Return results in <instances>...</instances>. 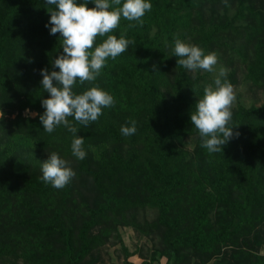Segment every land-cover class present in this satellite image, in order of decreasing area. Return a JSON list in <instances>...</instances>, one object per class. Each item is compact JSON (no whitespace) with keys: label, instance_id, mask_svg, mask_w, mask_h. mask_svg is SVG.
I'll use <instances>...</instances> for the list:
<instances>
[{"label":"trees","instance_id":"trees-1","mask_svg":"<svg viewBox=\"0 0 264 264\" xmlns=\"http://www.w3.org/2000/svg\"><path fill=\"white\" fill-rule=\"evenodd\" d=\"M149 2L142 26L122 18L109 33L126 30L128 50L92 84L77 80V94L98 85L115 99L88 127L68 118L84 138L78 160L73 134L47 133L39 121L49 98L40 70L59 71L53 61L63 53L60 34L45 27L54 6L0 0V264H114L106 247L115 244L123 264L135 254L141 264H264V102L238 98L230 123L238 137L210 153L190 113L216 77L177 65L171 47L178 37L214 51L229 68L222 79L235 86L244 67L242 80L264 96V0ZM131 120L136 132L125 136ZM53 151L76 173L63 189L40 178ZM120 228L149 240L146 253L129 251Z\"/></svg>","mask_w":264,"mask_h":264},{"label":"clouds","instance_id":"clouds-1","mask_svg":"<svg viewBox=\"0 0 264 264\" xmlns=\"http://www.w3.org/2000/svg\"><path fill=\"white\" fill-rule=\"evenodd\" d=\"M95 6L88 8L89 0L77 3V0H46L50 7L47 13L49 21L45 25L50 35L60 34L63 53L53 61V67L59 71L49 72L41 69L40 84L49 98L41 100L44 109L39 115L43 130L52 133L58 126H63L73 134L71 154L78 160L86 158L84 138L77 137L78 128L69 121V117L84 127L90 126L103 115L104 108L115 105V99L98 85L90 87L77 94L73 91L77 80L83 85L92 84L101 74L109 58L115 59L128 50L134 41L126 39V30L119 38L109 33L117 29L121 19L129 22L128 27L143 25V17L152 9L149 0H90ZM228 6L227 0H224ZM97 37L104 38L102 43L95 44ZM172 54L176 63L190 71L205 70L213 72L218 63V56L205 51L197 45L183 42L174 37ZM155 69V66H153ZM226 69L221 68L214 79V84L203 88V96L195 103V110L190 113V122L199 133L202 147L210 153L220 152L233 136L235 126H230L232 120V105L236 95L234 86L227 80ZM0 110V119L4 118ZM129 126H121V133L125 136L134 135L136 121L131 120ZM39 162V161H38ZM40 164L42 181L55 189L67 186L76 173L69 162L59 156L57 152L48 153V157Z\"/></svg>","mask_w":264,"mask_h":264},{"label":"rangeland","instance_id":"rangeland-1","mask_svg":"<svg viewBox=\"0 0 264 264\" xmlns=\"http://www.w3.org/2000/svg\"><path fill=\"white\" fill-rule=\"evenodd\" d=\"M232 12H233V10L230 9L229 13H232ZM221 68L226 69L227 70L226 73L229 71L228 67L226 68L225 65L221 61H218L217 65L215 66L214 71L211 72V76L216 77ZM236 69L238 71V84H236L234 86V91H235V95H236L235 102L239 98L240 101L245 106H250V105H254L257 107L260 106L264 102V96H263L262 91L251 88L250 86H248L247 83H245L242 80L243 74L245 72L244 67H238L237 66ZM202 72L206 73L207 71L203 70ZM24 114L25 115L27 114L31 117L35 116L34 112L25 111ZM189 147L190 148L192 147L191 143L189 144ZM147 217L149 219L153 218L152 213L148 212ZM120 234L122 236L124 245L128 248L129 251H134L135 249L139 248L142 245L141 247H144L143 253L145 254L146 253L145 246L147 247V246H150V244H151L149 242V240H147L141 236H137L132 231V229H130V228H120ZM106 250L108 251V254L110 255V259L112 258V261L114 262V264H123L124 256H123V253H121V251H120V245L119 244H115V245H111L109 247H106ZM261 253H264V248L261 250ZM128 261L130 264H141L142 259L139 257V254H135V255L131 256L128 259ZM161 264H164V259H161ZM209 264H213V262H210Z\"/></svg>","mask_w":264,"mask_h":264}]
</instances>
